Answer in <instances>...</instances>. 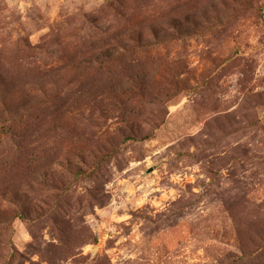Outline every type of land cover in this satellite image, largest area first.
<instances>
[{
	"label": "rangeland",
	"instance_id": "1",
	"mask_svg": "<svg viewBox=\"0 0 264 264\" xmlns=\"http://www.w3.org/2000/svg\"><path fill=\"white\" fill-rule=\"evenodd\" d=\"M0 264H264V0H0Z\"/></svg>",
	"mask_w": 264,
	"mask_h": 264
}]
</instances>
